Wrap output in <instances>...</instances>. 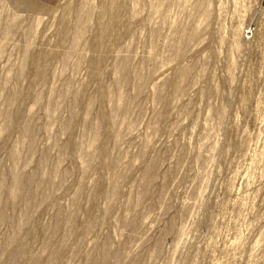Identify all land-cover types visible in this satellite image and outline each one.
Returning a JSON list of instances; mask_svg holds the SVG:
<instances>
[{"label": "rangeland", "instance_id": "374dc122", "mask_svg": "<svg viewBox=\"0 0 264 264\" xmlns=\"http://www.w3.org/2000/svg\"><path fill=\"white\" fill-rule=\"evenodd\" d=\"M0 264H264V0H0Z\"/></svg>", "mask_w": 264, "mask_h": 264}]
</instances>
